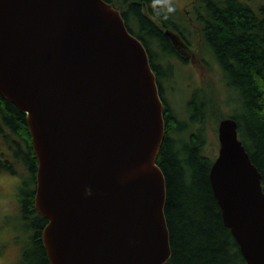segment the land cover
<instances>
[{
  "label": "water",
  "instance_id": "1",
  "mask_svg": "<svg viewBox=\"0 0 264 264\" xmlns=\"http://www.w3.org/2000/svg\"><path fill=\"white\" fill-rule=\"evenodd\" d=\"M170 35V33H168ZM0 96L26 114L50 264H166L164 103L143 43L104 0H0ZM209 180L246 264H264V187L218 125Z\"/></svg>",
  "mask_w": 264,
  "mask_h": 264
},
{
  "label": "trees",
  "instance_id": "2",
  "mask_svg": "<svg viewBox=\"0 0 264 264\" xmlns=\"http://www.w3.org/2000/svg\"><path fill=\"white\" fill-rule=\"evenodd\" d=\"M104 1L121 11L128 30L145 46L164 103L166 131L157 163L167 188L172 255L166 264H246L210 184L217 143L209 128L217 134L221 120L237 121L264 187V1L256 8L254 0H194L189 13L156 0ZM195 34L199 53L220 69L228 112L213 81L191 89L183 113L167 99L176 67L190 63L184 53L195 54ZM37 170L26 114L0 96V171L21 179L16 225L28 233L15 242L19 264H50L42 240L48 220L35 208Z\"/></svg>",
  "mask_w": 264,
  "mask_h": 264
},
{
  "label": "rangeland",
  "instance_id": "3",
  "mask_svg": "<svg viewBox=\"0 0 264 264\" xmlns=\"http://www.w3.org/2000/svg\"><path fill=\"white\" fill-rule=\"evenodd\" d=\"M158 3L168 6L176 7L182 11H185V8L191 11L192 3L188 4L189 2H193V0H156ZM244 1V0H242ZM258 5H255L253 2V5L259 6L261 4V1L264 0H256ZM188 4V5H187ZM252 5V6H253ZM193 30L195 26H192ZM194 37V53H184L183 56H188V58H191V62L184 67L177 66L175 69V81L171 84L170 88L165 90L167 99L173 104V107L177 109L179 112L183 113L185 111V105L186 100L188 99V95L190 94L191 89L194 88H201L206 87L204 86L205 82L213 81V84L215 85L216 91H217V97L219 102L223 99L222 108L224 111L228 112L229 107L227 105L224 106V100L225 96L227 94V89L224 86V83L222 82V75L220 72V69L218 68L215 61H213L210 57L201 55L199 53L200 43H199V37L198 35H193ZM199 54V55H198ZM198 55V56H197ZM205 58L209 61L207 65H205L201 58ZM168 70V69H167ZM209 135L210 138H215V141L217 143L216 145V156L218 154L219 149V142H218V132L217 134L213 131V129L209 128ZM240 137V136H239ZM21 184V179L19 176L10 175L4 171H0V185L7 191H9L11 195L10 202L11 205L8 203V201H3L2 204L7 203L6 207L9 205L12 207V218L9 216V212H1L0 213V225L4 226V230H6V237L5 241L9 243L11 239V233H12V260H7L8 256H6V251L3 250L1 253L3 255L0 256H6L7 259L2 258L0 259V264H19L20 263V257L21 253L19 252V246L15 244L17 242V237H20L23 232H21L20 226H17V219H16V213L20 207V202L18 199V191ZM9 206V207H10ZM1 209V208H0ZM9 209V208H8ZM11 209V208H10ZM12 226V227H11ZM28 233H25L22 238L25 239ZM8 246V244H7Z\"/></svg>",
  "mask_w": 264,
  "mask_h": 264
},
{
  "label": "flooded vegetation",
  "instance_id": "4",
  "mask_svg": "<svg viewBox=\"0 0 264 264\" xmlns=\"http://www.w3.org/2000/svg\"><path fill=\"white\" fill-rule=\"evenodd\" d=\"M259 2L260 1L257 2L256 0H254V4L255 5H258ZM190 3H194V0H193V2L191 1L188 4H190ZM185 11H186V13H188V10L186 8H185ZM191 60L192 59L189 58V62H191ZM35 190H36V188H35ZM10 200H11V195H10L9 191L5 190L0 185V208H1L0 209V213L1 212L5 213L7 211V212H9L10 218H12V207L10 206L12 202H10ZM3 201H8V203L10 204L9 205L10 207L9 206L6 207L7 203L2 204ZM4 229H6V228H4V226L0 225V255H3L1 253V251L5 250L7 252L6 256H8V259L6 258V256H4V257H5V259H7L9 261V260H12V233H11V239H10V241L8 243V242L5 241L6 230H4ZM7 244H8V246H7ZM4 257L0 256V259L2 260V258H4Z\"/></svg>",
  "mask_w": 264,
  "mask_h": 264
}]
</instances>
